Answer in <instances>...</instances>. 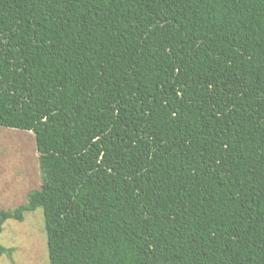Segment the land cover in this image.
Returning a JSON list of instances; mask_svg holds the SVG:
<instances>
[{
  "label": "trees",
  "instance_id": "trees-1",
  "mask_svg": "<svg viewBox=\"0 0 264 264\" xmlns=\"http://www.w3.org/2000/svg\"><path fill=\"white\" fill-rule=\"evenodd\" d=\"M0 127L49 264H264V0H0Z\"/></svg>",
  "mask_w": 264,
  "mask_h": 264
},
{
  "label": "rangeland",
  "instance_id": "rangeland-1",
  "mask_svg": "<svg viewBox=\"0 0 264 264\" xmlns=\"http://www.w3.org/2000/svg\"><path fill=\"white\" fill-rule=\"evenodd\" d=\"M28 130L0 127V210L25 203L39 189L43 176L35 135ZM43 209L26 212L23 221L8 219L0 242L14 247L13 260L0 256V264H49Z\"/></svg>",
  "mask_w": 264,
  "mask_h": 264
}]
</instances>
